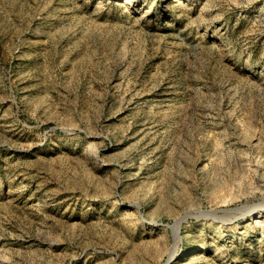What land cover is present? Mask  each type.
Returning a JSON list of instances; mask_svg holds the SVG:
<instances>
[{"label": "rangeland", "instance_id": "obj_1", "mask_svg": "<svg viewBox=\"0 0 264 264\" xmlns=\"http://www.w3.org/2000/svg\"><path fill=\"white\" fill-rule=\"evenodd\" d=\"M165 263L264 264V0H0V264Z\"/></svg>", "mask_w": 264, "mask_h": 264}, {"label": "water", "instance_id": "obj_2", "mask_svg": "<svg viewBox=\"0 0 264 264\" xmlns=\"http://www.w3.org/2000/svg\"><path fill=\"white\" fill-rule=\"evenodd\" d=\"M241 207H236V208H233L231 210H237V209H240ZM201 214L203 215H210L209 213H211V210H204V211H199ZM245 214V212H241L240 215L236 216L234 219H237L241 216H243ZM188 214H185V216L177 219L176 221H174V223L171 225V230H172V233L174 232V229L176 228V238H177V242L179 241L180 239V235H179V229H180V223L181 221L187 216ZM173 240H174V233H173ZM175 241V240H174ZM168 262V260L166 261V263ZM165 263V264H166Z\"/></svg>", "mask_w": 264, "mask_h": 264}, {"label": "bare ground", "instance_id": "obj_3", "mask_svg": "<svg viewBox=\"0 0 264 264\" xmlns=\"http://www.w3.org/2000/svg\"><path fill=\"white\" fill-rule=\"evenodd\" d=\"M176 231H177V230H176V228H175V229H174V232H173V233H174V240H175V242L177 241V238H176Z\"/></svg>", "mask_w": 264, "mask_h": 264}]
</instances>
